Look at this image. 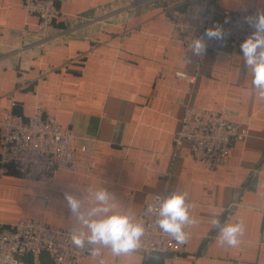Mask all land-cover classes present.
<instances>
[{
  "label": "crops",
  "instance_id": "obj_1",
  "mask_svg": "<svg viewBox=\"0 0 264 264\" xmlns=\"http://www.w3.org/2000/svg\"><path fill=\"white\" fill-rule=\"evenodd\" d=\"M178 1L57 0L60 16L44 34L21 0H0V117L9 109L29 117L41 102L74 130L81 159L78 173L59 170L52 185L3 176L0 226L36 219L72 230L65 192L84 196L87 205L89 190L104 187L118 211L139 219L148 196L180 190L197 221L184 255L135 250L113 257L102 249L105 264H264V100L253 92L242 55L225 41L210 50L194 85L175 76L195 73L198 59L167 22ZM204 1L218 12L264 11V0ZM181 101L223 112L233 129L247 130L245 139L234 140L225 167L193 162L188 144L174 151ZM52 187L58 193L46 200ZM214 217L222 224L244 221L238 246L218 243Z\"/></svg>",
  "mask_w": 264,
  "mask_h": 264
},
{
  "label": "built area",
  "instance_id": "obj_2",
  "mask_svg": "<svg viewBox=\"0 0 264 264\" xmlns=\"http://www.w3.org/2000/svg\"><path fill=\"white\" fill-rule=\"evenodd\" d=\"M20 4L27 18H39L40 33H47L60 16L57 0H21ZM256 12L245 7L218 12L208 1L181 0L170 11L167 22L179 34V41L186 53L190 52L194 38L203 36L206 29L220 25L227 33L223 41L242 55L240 45L253 31L244 18ZM218 43L217 40L207 41L206 53L196 60L195 73L177 71L175 76L194 85L198 69ZM229 57H233V54ZM180 103L185 109L180 128L173 138L174 151L177 153L188 144L193 162L209 170L225 167L234 140L245 139L247 130L233 129L223 112L194 107L184 101ZM76 139L74 130L63 126L55 116L47 113L39 101L29 117L14 113L13 109L7 110L0 117V179L15 173L52 185L59 170L78 173L81 159L74 145ZM81 150L86 152V146L83 145ZM57 193V189L52 187L45 199L49 200L51 195ZM157 196L168 195L147 197L138 219L143 222L145 233L137 250L146 255L160 253L182 256L186 252L191 226L185 229L189 238L184 244H178L168 234L162 233L155 224ZM71 231L36 219H21L8 226L1 225L0 264H46L43 255L49 258L51 264H83L91 260L92 256L87 251L77 249L71 243ZM24 257L29 259L25 260Z\"/></svg>",
  "mask_w": 264,
  "mask_h": 264
},
{
  "label": "clouds",
  "instance_id": "obj_3",
  "mask_svg": "<svg viewBox=\"0 0 264 264\" xmlns=\"http://www.w3.org/2000/svg\"><path fill=\"white\" fill-rule=\"evenodd\" d=\"M244 22L253 29L240 45L244 66L252 74L254 94L264 100V11L245 17ZM226 35L220 25L206 29L203 36L192 40V55L203 56L207 41H223ZM89 196L86 205L84 196L81 198L71 192L64 193L68 212L75 219V226L70 233L71 243L77 249L87 251L93 258L100 257L98 264H105L102 249H109L113 257L139 249L145 233L143 222L129 211H118L114 195L104 187L89 190ZM156 200V226L178 244L186 243L189 233L185 229L197 223L190 215L193 205L186 202L188 193L176 190L166 197L157 196ZM211 223L218 232L217 241L220 245L236 247L241 243L240 238L245 232L243 220L222 224L219 218L214 217Z\"/></svg>",
  "mask_w": 264,
  "mask_h": 264
},
{
  "label": "water",
  "instance_id": "obj_4",
  "mask_svg": "<svg viewBox=\"0 0 264 264\" xmlns=\"http://www.w3.org/2000/svg\"><path fill=\"white\" fill-rule=\"evenodd\" d=\"M152 255H156V256H162L163 254H160V253H155V254H152Z\"/></svg>",
  "mask_w": 264,
  "mask_h": 264
},
{
  "label": "rangeland",
  "instance_id": "obj_5",
  "mask_svg": "<svg viewBox=\"0 0 264 264\" xmlns=\"http://www.w3.org/2000/svg\"><path fill=\"white\" fill-rule=\"evenodd\" d=\"M181 1V0H180ZM179 2V1H178ZM210 3V2H209ZM212 4V3H211Z\"/></svg>",
  "mask_w": 264,
  "mask_h": 264
}]
</instances>
